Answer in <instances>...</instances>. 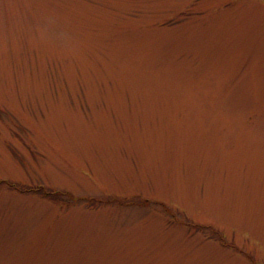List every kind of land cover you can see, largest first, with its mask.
<instances>
[{
	"label": "rangeland",
	"instance_id": "obj_1",
	"mask_svg": "<svg viewBox=\"0 0 264 264\" xmlns=\"http://www.w3.org/2000/svg\"><path fill=\"white\" fill-rule=\"evenodd\" d=\"M0 264H264V0H0Z\"/></svg>",
	"mask_w": 264,
	"mask_h": 264
}]
</instances>
